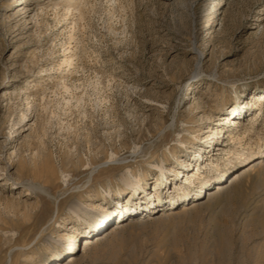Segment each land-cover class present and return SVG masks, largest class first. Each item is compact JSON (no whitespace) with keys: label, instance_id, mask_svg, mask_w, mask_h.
Returning a JSON list of instances; mask_svg holds the SVG:
<instances>
[{"label":"rangeland","instance_id":"374dc122","mask_svg":"<svg viewBox=\"0 0 264 264\" xmlns=\"http://www.w3.org/2000/svg\"><path fill=\"white\" fill-rule=\"evenodd\" d=\"M47 1L0 0V264H264V170L227 171L208 189L228 191L189 211L199 198L156 199L213 148L244 152L226 117L264 129V0ZM250 134L256 160L264 133ZM127 168L146 180L138 196L119 191ZM149 195L154 212H129ZM71 202L119 213L94 229Z\"/></svg>","mask_w":264,"mask_h":264},{"label":"bare ground","instance_id":"6f19581e","mask_svg":"<svg viewBox=\"0 0 264 264\" xmlns=\"http://www.w3.org/2000/svg\"><path fill=\"white\" fill-rule=\"evenodd\" d=\"M82 1L83 0H65V3H66L65 7L66 8H65L64 14L65 13L70 14L73 11L79 12L80 11V4L82 3ZM51 2H52V0L47 1V3H50V4H51ZM57 2L55 0V2H53V5H58ZM73 26L74 25H72V27ZM71 31H74V29L72 28ZM71 34H73V33H71ZM71 37H72V35H71ZM68 48L71 49L70 47H68ZM199 55H201L200 52H197L198 57H199ZM71 60L73 61V58ZM71 60H70V56L67 55V52H66V54L63 55V58H62L60 64H63V66H64V64H66V66H67L70 64ZM256 96H257L259 101L262 102L264 100V96L255 95L254 97H256ZM253 106H254V103H253ZM235 109L236 108H233L232 110L234 111ZM254 115H253V117H254ZM226 118L225 119L227 121V124H232V122H233L235 127L232 128V130H237L236 131L237 133L235 135L229 137L231 139L232 143H235V142L240 143V147H241L242 146V140L244 138H246V142L243 143V144H245V148H242V149H244V152H240V151L236 152L233 149L234 147L232 148V146H231V148H229V150L226 153V154H228V156L225 157L223 160L222 157L221 158L219 157V155L221 153H215L214 152V150H218V151L220 150V152H221V151H223V148H221V147H217L218 149L213 148V150L211 151L212 153L209 152L207 158H205L204 161H202L203 159L201 158L200 163L196 166V172L195 173H192V171L191 172H189V171L183 172V170L177 169L175 171V175L180 176L183 173V176L186 175V179L184 180L183 183L180 181L175 182V189H176L175 192L166 196V192H168V191H163L159 196L156 197L158 202H163L160 204V206H164L166 204V201H164V198H166V197L169 198V200L167 201L168 202L167 204L169 206L177 205L180 202L181 203L186 202V201L190 200V198H192L193 196H195V198H199L197 200H192L188 204L182 205V208H181L182 211H189V210H191V208L199 206L207 194L210 197V196H215L217 194L219 195L221 193H226L228 191L229 187L226 185L225 182L215 184L214 188L217 189L215 192H211L212 189L211 190L208 189L211 185H214V182L221 181L222 177L227 173V171H230L233 168L240 166L241 164H244V163L246 164V162L249 161L245 166L246 168H244L242 171L234 173L232 175L233 177H235L234 181H233V184H234V183H237V181H239V179H241V182H242V178L247 177L252 172H255L258 170H260V171L264 170V152L260 151V156L256 160H251L254 157V150L252 147L253 144L250 143L252 139H251V137H248L249 133L251 132L254 136L256 135V137H255L256 140H262L264 129L258 130V126L255 127V125H254L255 122L253 124H250L251 129L248 128V126H246L244 123H241V120H239V118H242V116L239 117L238 119H233V120H231V119L229 120V117H226ZM230 127H232V126L230 125ZM221 131H222V129H220L218 131L219 135L221 134ZM252 134H250V135H252ZM178 142L182 143L183 141H178ZM259 145H261V144H259ZM197 156L199 157L200 154H198ZM110 159H111L110 162L115 161V160H112L113 156H111ZM221 160H223V168L221 167V162H220ZM164 164H165L164 160L160 164H158V163L153 164V167L158 172L161 173L160 179H164L163 175L165 174L164 171H166V167H164ZM188 165H190V164H188ZM193 169H191V170H193ZM189 173H191L190 177H188ZM183 176H182V178H183ZM165 180L168 181V178L165 177ZM119 181L121 183V189L119 191L120 192H126L128 194L132 193L133 197L136 195L138 196V190H139V188H142L143 184H145V185L147 184L146 180H144V178L141 177V175H139V176L134 175L132 173V171L128 168H127L126 173H123L120 176ZM237 185H239V184H237ZM142 189L144 190V186ZM30 190L33 191L35 189H30ZM203 190L205 192V195H202ZM206 191H207V193H206ZM237 192H238V190H237ZM109 193H110V191H109ZM221 195H223V194H221ZM232 195L234 197L236 195V193H235V195L234 194H232ZM237 197H239V195ZM147 198H148V200L146 201V203H143V201H142V203H141V201H139L137 204L134 203V205L136 204V207L133 208L132 210H129V212L130 213L138 212V209H143V208H145V209H143V213L146 210H148L151 213L154 212V209L159 204L158 203L155 204L154 200L151 199L150 195ZM142 204H145V207H141ZM190 204L192 207L190 206ZM127 209H126V211H128ZM67 210L70 213V215H72L77 221L83 222L84 224H86L87 227L93 226L94 229H96L100 226L103 227L104 225L108 224V222L110 220H112V218H110L108 215H110L112 212H114V213L118 212L116 210V208H113V209L108 208L107 210H105V214L107 211V215L104 217V215L102 216V214L104 212H101V216H100V215L96 214L95 212H93L92 209L84 206L80 202H71L69 204ZM102 210H103V208H102ZM108 210H110L111 212L108 213ZM177 210H178V208L177 209L176 208L175 209L169 208V209L161 210L159 212L163 213L161 216H166L167 213L174 214ZM158 213L146 215V218H150L153 220L158 215ZM121 214H124V213L121 212ZM98 217H101L102 219L97 223L96 219ZM142 218L140 220H144ZM136 220H139V219H136ZM125 222L126 221H123L121 223H117L116 224L117 229H122L123 227H125L124 226ZM67 238H68V244L65 246V249H66L65 251L68 252V251H71L75 248L74 247L75 236L71 234V235L67 236ZM104 238H105V235L102 233H99V235L96 236V241L103 240ZM83 241L85 244V248H83L82 251L88 250V248L91 244H93V246L95 244V243H92V241L89 239V237H86ZM71 253H72V251L69 252V254H70L69 257H71V255H72ZM74 260L75 259L71 257L70 262H72ZM54 264H63V262L58 261V262H55Z\"/></svg>","mask_w":264,"mask_h":264}]
</instances>
